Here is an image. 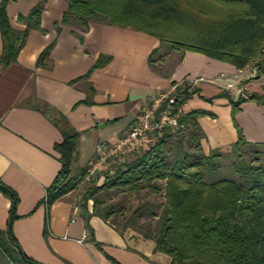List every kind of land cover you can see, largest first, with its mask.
<instances>
[{
    "label": "crops",
    "instance_id": "crops-1",
    "mask_svg": "<svg viewBox=\"0 0 264 264\" xmlns=\"http://www.w3.org/2000/svg\"><path fill=\"white\" fill-rule=\"evenodd\" d=\"M37 0H10L6 14L14 29ZM66 0H46L40 30L31 29L14 63L0 64V181L17 197L11 231L23 254L40 264H170L155 251L152 239L127 228L116 230L93 213L84 191L72 189L48 210L43 233L45 189L60 169L55 145L62 140L56 125L63 117L77 132L71 175L82 174L100 144L122 138L141 110L154 98L172 92L180 115L199 113L204 154L232 146L237 128L250 144H264V105L238 96H264V73L237 70L201 53L185 51L167 72L149 64L157 38L130 27L90 21L88 28L62 24ZM59 27V31L55 30ZM54 42L42 66L41 52ZM2 49L0 36V53ZM104 63L93 67L99 59ZM187 78H196L188 85ZM229 85V86H228ZM130 156L126 160H131ZM10 198L0 192V232L6 228ZM81 241V242H79Z\"/></svg>",
    "mask_w": 264,
    "mask_h": 264
},
{
    "label": "trees",
    "instance_id": "trees-1",
    "mask_svg": "<svg viewBox=\"0 0 264 264\" xmlns=\"http://www.w3.org/2000/svg\"><path fill=\"white\" fill-rule=\"evenodd\" d=\"M10 0H0V64L14 63L31 29L40 30L46 0H37L27 15L17 17L24 25L14 29L7 17ZM62 24H77L83 31L90 21L130 27L158 39L160 47L183 55L201 53L231 64L237 70L255 67L264 73V0H66ZM58 32L59 27L55 26ZM50 43L37 58L42 66L53 46ZM153 50L149 64L155 62ZM104 63L101 58L93 67ZM262 67V68H261ZM264 105V96L248 94L231 101L232 113L246 101ZM199 113L179 118L182 129L165 131L154 144L131 160L117 166L99 186H91L83 201H92L93 213L122 232L130 228L152 239L155 251L171 258L170 264H264V149L245 141L237 128L231 146L236 154L230 163L237 180L220 175L218 151L204 154V134L197 124ZM62 140L55 145L60 169L45 189L43 233H47L48 210L58 198L74 189L71 167L78 134L64 118L55 122ZM264 145V144H262ZM253 148L250 152L244 147ZM260 149V148H259ZM244 157H254L247 161ZM84 170L82 171V174ZM159 196L158 204L143 203L131 212L121 230L109 217L121 208L104 207L97 195L102 192ZM0 192L10 198L6 228L0 232V255L11 264H40L21 251L11 225L16 218V194L0 181ZM139 220H145L137 223Z\"/></svg>",
    "mask_w": 264,
    "mask_h": 264
},
{
    "label": "built area",
    "instance_id": "built-area-1",
    "mask_svg": "<svg viewBox=\"0 0 264 264\" xmlns=\"http://www.w3.org/2000/svg\"><path fill=\"white\" fill-rule=\"evenodd\" d=\"M186 82L191 86L197 79L187 78ZM180 117L177 99L172 92L154 98L141 110L139 119L129 126L122 138L112 144L98 146L94 157L84 169L81 182L102 172L110 161L125 160L140 154L162 137L165 131L176 132L182 129Z\"/></svg>",
    "mask_w": 264,
    "mask_h": 264
},
{
    "label": "rangeland",
    "instance_id": "rangeland-1",
    "mask_svg": "<svg viewBox=\"0 0 264 264\" xmlns=\"http://www.w3.org/2000/svg\"><path fill=\"white\" fill-rule=\"evenodd\" d=\"M164 47V46H163ZM170 48L168 45L165 46L161 51L156 53L153 57L154 60H158L159 57L162 55L166 59H162V63L159 66L164 71H168L171 69L172 66L177 62L179 59V54L168 56ZM156 62V61H155ZM255 68V67H254ZM262 68V67H261ZM264 70V67L262 68ZM255 74H256V68H255ZM175 133V132H172ZM257 150L263 151L264 145L258 146ZM251 149L255 150L254 147H244V151L250 152ZM219 154L218 158V164L220 175L223 178H229L233 180H237L236 174L231 170L230 163L236 160V154L233 152L232 147H223L216 149ZM254 157H244L247 161H252ZM125 160H113L110 161L106 168L96 174L93 178H91L88 181L81 182L82 174L78 176H73L75 178V186L74 189H79L84 191V193L91 187V186H99L102 184L104 178L106 176H109L113 173V171L116 169L117 166L121 165ZM98 200L101 202V204L105 207H109L113 210L121 208V212H115L109 217V221L114 222L115 227L119 230L123 228V225L126 223V220L129 218L131 212L136 208V206L143 204L145 202L150 204H158L161 201L160 195L159 196H152L147 195L145 191H141L138 194H131V193H118L114 194L113 191L110 192H102L97 195ZM145 221V220H144ZM143 220H139L137 223L144 222ZM0 264H11L6 258L2 257L0 255Z\"/></svg>",
    "mask_w": 264,
    "mask_h": 264
}]
</instances>
